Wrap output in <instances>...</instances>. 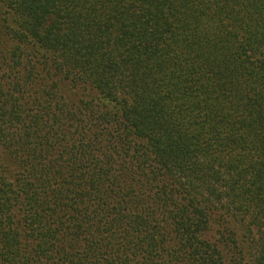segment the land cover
I'll return each mask as SVG.
<instances>
[{
    "label": "trees",
    "instance_id": "trees-1",
    "mask_svg": "<svg viewBox=\"0 0 264 264\" xmlns=\"http://www.w3.org/2000/svg\"><path fill=\"white\" fill-rule=\"evenodd\" d=\"M0 264H264V0H0Z\"/></svg>",
    "mask_w": 264,
    "mask_h": 264
}]
</instances>
